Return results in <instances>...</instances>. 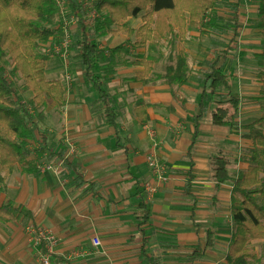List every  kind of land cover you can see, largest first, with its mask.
<instances>
[{"label":"crops","instance_id":"obj_1","mask_svg":"<svg viewBox=\"0 0 264 264\" xmlns=\"http://www.w3.org/2000/svg\"><path fill=\"white\" fill-rule=\"evenodd\" d=\"M224 1L226 2L229 16H231L229 26L234 32L232 41H235L241 38L246 31L248 32L250 30V25L252 23L256 24L258 2L257 0H252L250 8L246 10L242 2L239 3L238 8H235L238 2L237 0ZM98 16H100V13ZM216 19L218 20L217 17ZM97 20L93 25L88 27H82V24L72 27L71 36L73 45L70 52L73 57L68 60L67 68H65L63 60L58 55L50 52L52 46L60 42L63 36V32L61 29H58V25L51 28L55 34L50 40L41 45V54L44 57L46 56L48 60L45 73L47 81H60L65 86L66 105L64 107H59L54 101L50 100L53 106L47 109L49 100L47 99V106L40 122L42 123L45 121L49 109L53 111L56 109V119L58 123L55 126L56 130H53V132H55V134L71 135L80 150V156L76 158V162L69 161L71 164V166H69L70 168L66 166V168L64 166L63 168L67 177L71 174L75 175L73 186L76 190V195L77 193L80 194L85 187L89 186L87 196L94 214L93 226L102 237H98L97 234L91 230L89 232V235H91L89 238L92 245L94 238H99L101 245L96 247V249L102 248L105 245H110V248L108 246V252L110 253L123 249V251L120 252L122 257H115L114 253L107 254L104 260L99 263L150 264L151 260H156L159 264H182V262H187L188 257L191 256L195 247L203 241L201 229L199 227L201 214L199 208L200 204L199 199L194 193V181L196 180L197 172L205 171L200 170L201 168L198 166L197 159L201 157L200 142L207 129L206 122L208 121L209 126L211 125L214 130H229L232 135L240 138L242 137L241 135L235 134L230 128L213 125L212 112L215 105L212 109L208 110L207 101V113L200 123L199 139L196 144H193V135L195 132L194 116L198 111L201 93L211 70L205 78L204 85L200 90L199 88L197 90L189 87V78L184 85L172 88L164 83L159 77L160 74H156L157 58L145 54V49H149L154 45L147 44L146 46H138V40L135 37L123 34L103 37L104 45L107 48L102 49L98 47L105 52V61L96 65L95 74L99 76L100 81L104 84L105 91L112 100L113 109L117 114L118 127L116 129L109 124L105 118L106 107L99 102L98 93L94 89L92 83L87 79L86 68L80 63L81 60L77 57L78 51H76L78 39L81 38L85 32V27L86 36L91 40L93 39L95 35L93 28ZM126 23L136 31L144 25L141 17L137 19L130 18ZM213 24L215 28V21ZM212 30H209L208 34L204 35L202 34L203 28H188L187 37L190 36L191 32L195 31H200V34L208 36ZM237 32L239 35H237ZM259 32L261 34L260 30ZM187 37L182 41L184 47V41ZM118 48L121 49L114 53L113 51ZM177 49H179V44L177 45ZM262 52L263 47L258 57L261 61H264V58L260 57ZM187 53L189 56L188 51ZM140 59L144 60L147 65L151 67V73L144 78L142 76L146 73V66L132 64L135 60ZM151 59H156L157 61ZM217 61L219 67H223L228 74L232 75L234 88V80L236 79L235 74L227 70L224 65H220L219 60ZM78 63L83 69L80 72V76H77L78 74L76 75V106H70V108H68L69 102L67 92H70L71 89L66 81V74L69 73V67L72 73L73 65ZM145 81L148 83H145ZM259 81L262 85L260 95L257 98H251V100L259 101L264 113L262 98L263 84L260 79ZM232 91L235 94L234 90ZM33 96L35 97L34 93ZM238 97L242 101V112L243 100L240 96ZM140 101H144L147 105L146 109L149 121L145 125H142L136 117ZM192 101L198 102L195 113L192 111V108H195L194 104L192 106ZM262 114L246 121V123L260 118ZM185 116L189 117L188 128L180 141L175 144L172 149L174 156H179L175 160H172L173 168L176 171L184 170L185 172L184 174L176 172L174 177L164 185L159 181L154 182L153 180V186L151 188L157 190L158 187L159 189L165 187L166 190H161L158 193H149L150 195L148 196L151 197L149 198L145 195L144 182L151 180L147 167V157L148 155H154V152L151 148V141L148 138L150 135L148 130L149 128H153L156 131L166 129L164 125L166 118L176 120ZM39 131L40 132L36 135L41 137L42 143V136L45 137L46 135H44L40 129ZM46 138L48 139L49 145L48 136H46ZM247 142L251 144L250 141ZM38 149L35 151L29 150L32 154L30 158L36 156V159H34L36 162L39 157L36 154ZM43 157H40V159ZM30 158L29 160H31ZM179 160H183L184 162L178 163L177 161ZM178 165L182 166L179 167ZM207 167L210 171V164H208L206 168ZM190 171L195 175L192 186L196 203H194L193 197L189 195L186 190ZM49 172L53 173L52 171H48V173ZM101 173L104 174V178L98 179L97 175ZM123 173H126L132 182V194L126 195L123 193L126 195L124 199L115 200L108 190L96 188V183H99V180L104 181L105 184H110L107 179L116 180L118 178H123ZM39 175L40 173L37 175L26 173L24 172L23 166L18 165L16 170L6 177V181L0 183V189H2L0 190V206L6 201H12L15 206L25 207L34 214V220L27 223H0V264H37L34 248L35 243L32 234L27 232L26 227L23 225L32 223L38 226L41 223L42 225L51 226L55 234L57 233L60 236H65L66 234L64 215L57 209V206L52 204L50 196L46 193V189L42 190L36 185L30 186L29 184V177H37ZM41 177L43 176H40V178ZM232 188L233 185L231 182L224 184L218 192L214 187V199L218 200V196L224 193V201H226V203H219L216 205L218 210L225 211L226 209L230 217ZM142 205L147 206L150 213L149 222L144 226H141ZM230 219L232 236V218ZM103 227L106 228V230H103ZM210 229H214L215 231L213 227L207 229L205 233L206 242L207 232ZM75 230L76 226L73 231ZM231 236L226 247L223 261L225 263ZM66 238L69 241L72 240L69 233ZM145 240H148V245L144 246ZM206 242L204 245L201 243V245L203 247L206 246ZM258 244L264 245V241H254L251 248L254 249L257 254V264H260L262 258L255 248ZM215 246L216 231L214 247L204 251L203 259L206 257L205 255L207 252H211L212 254ZM144 247L146 253H143ZM175 247L184 250L188 249V256L185 254H177L181 252H175ZM64 253L63 251H57L55 256L60 262L65 264H76L75 261L71 262L67 260ZM203 259L201 261H203ZM201 261L197 262V264ZM187 263L190 264L189 262Z\"/></svg>","mask_w":264,"mask_h":264},{"label":"trees","instance_id":"obj_2","mask_svg":"<svg viewBox=\"0 0 264 264\" xmlns=\"http://www.w3.org/2000/svg\"><path fill=\"white\" fill-rule=\"evenodd\" d=\"M89 1H93L95 9L100 13L93 28L97 36L123 34L135 37L138 46L165 45L169 50L168 63L164 73L159 77L165 84L176 88L188 81L191 72L189 56L182 43L187 37L188 28H203L202 34L207 35L208 31L214 28L213 15L222 0ZM237 1L235 8H238L243 0ZM257 2L256 25L264 38V0ZM74 7L76 11H83L81 4L76 3ZM60 17L55 0H0V183H4L6 177L12 174L18 165L23 166L26 173L34 175L40 173L36 160H29L32 154L22 146L20 140L25 137L33 138L40 132L39 122L44 115L47 99L54 101L59 107L66 105V88L60 81H47L45 73L48 60L41 54V45L48 42L55 34L51 28L60 24ZM140 17L144 25L137 31L126 23L130 18ZM84 31L77 42V57L86 68L87 79L98 93L99 102L106 107V120L117 129V114L113 109L112 100L99 76L95 74L96 65L105 61V52L86 36V27ZM178 44L179 49H177ZM260 57L264 58V46ZM132 64L146 66L143 78L151 73V67L142 59L135 60ZM7 68L11 69L14 77L23 78L26 91L34 93L33 104L37 111L36 116L18 97L17 90L5 74ZM259 79L263 84L264 103V71L259 73ZM232 81V75L223 67H219L218 61L212 64L201 93L198 111L194 116L193 144L199 139V127L207 113L208 98L214 99L220 91L226 92L227 100H217L215 104L212 123L217 127L230 128L252 144L247 158L248 167L237 174L229 171L231 163L225 156L215 155L210 159V173L215 182V190L218 192L228 182L233 185L232 236L226 254V264H257V254L251 245L257 240L264 241V113L260 118L250 123L245 122L238 127L237 119L241 113L242 101L233 93ZM138 108L136 117L142 125H145L149 121L147 105L144 101H140ZM36 154L39 157L47 155L49 160L59 159L64 167L71 166L70 160L64 155L50 150L46 136H42V146ZM191 172L186 190L196 203L192 186L195 175ZM141 212V226H144L149 222L150 213L145 205L141 206ZM33 220L32 211L22 206L17 207L12 201H6L0 206L1 224L27 223ZM214 239V229L208 230L205 248L199 243L187 262L197 264L201 261L204 251L214 247ZM145 245H148V240H145ZM41 246L44 249L43 243ZM143 253H146L145 247ZM150 262V264H159L156 260Z\"/></svg>","mask_w":264,"mask_h":264},{"label":"rangeland","instance_id":"obj_3","mask_svg":"<svg viewBox=\"0 0 264 264\" xmlns=\"http://www.w3.org/2000/svg\"><path fill=\"white\" fill-rule=\"evenodd\" d=\"M213 19L216 23V27L211 31L210 35L204 36L199 33L200 31H195L191 32L190 36L184 41L185 47L189 52L188 61L191 68L188 85L190 88L197 90L199 88L200 90L204 85L205 78L211 70L212 63L219 60L220 65H224L227 70L235 74L236 79L234 80L233 90L235 94L240 96L243 100L242 112L237 120V126L241 127L246 121L256 118L263 113L260 102L251 100V98L259 97L262 88L258 79V74L260 71L264 70V61H261L258 56L262 51L264 39L257 29L256 24L252 23L248 32L246 31L244 35L241 34V38L232 41L234 32L229 26L231 16H229L228 8L224 0L220 2L217 11L213 15ZM102 38L103 37H99L95 34L92 40L97 43L98 47L102 49L107 48ZM149 49H145V54L157 58L156 74L161 75L168 63L169 50L165 45L151 46ZM72 57L73 55L69 52V60L72 59ZM6 59L7 58H5V60ZM78 66H80L79 63L73 65L72 73L70 67L68 68L69 75L72 78L70 83L71 91L67 92L69 102L68 108H70V106H76V75L78 74L77 76H80V72L83 69V67ZM5 74L17 90L18 97L36 116L37 111L33 104V93L25 90L23 79L14 77L11 74L10 68L5 70ZM217 100L226 101V93L220 91L216 98H209L208 110L214 107ZM193 104L195 108H192V111L195 113L198 102L192 101V106ZM51 106L53 105L50 100H48L47 109ZM56 114V109L54 111L49 109L45 121L39 123V128L44 135L48 136L49 146L53 153H62L71 162H76V158L80 156V150L76 145V141L69 134L61 135L53 132V130H56L55 126L58 123ZM188 124V116L176 120L166 118L164 123L166 129L156 131L153 128H149L148 130L150 134L148 138L151 141V148L154 152V155L150 156L154 157L158 165V170L163 177L166 178V182L170 181L176 172L182 174L185 172L184 170L176 171L173 168L172 160H175L179 156H174L172 149L182 138L184 132L188 128ZM206 126L207 129L200 142L201 157L197 159L198 166L201 168L200 170L205 171L197 172L196 180L194 181V193L199 199L200 204L199 208L201 214L199 227L203 240L201 243L202 245L205 244V233L207 229L213 227L216 231V246L212 254L211 252H207L205 255L206 257L198 264H226L223 261L226 247L231 236V217L226 209L225 211H220L216 206L219 203H226V201H224V193L218 196V200L214 199L215 182L206 166L210 164L211 157L223 155L230 160L231 164L229 171L233 174H237L239 171L245 170L248 167L247 158L249 157L252 145L242 138L232 135L229 130H214L211 125L209 126L208 121L206 122ZM242 132L245 133L244 130H242ZM20 142L25 149L30 151H35L42 145L41 137L38 135H35L33 138H22ZM150 156L148 155L147 158ZM32 158L30 159L34 160L36 156H32ZM177 162L183 163L184 161L179 160ZM37 165L39 166L40 175L37 177H29V184L30 186L36 185L42 190L46 189V193L50 196L52 204L57 206V209L64 215L66 226L65 236H60L57 233L55 234L53 228L48 225H42L41 223L38 226L32 223L23 225L26 227L27 232L32 234L35 243L34 248L37 264H45L44 259L50 255L44 252L41 247V241H39L37 235L34 233V231H37L39 228L47 231L48 234L53 236L56 240V244L52 248L53 253L49 257L51 264H65L60 262L55 256L57 251L65 252L64 255L66 259L71 262L75 261L76 264H100L99 262L104 260L107 254L112 253H114L115 257H122L120 252H122L123 249L110 253L108 252V246L110 248V245H105L102 248L96 249L91 243L89 238L91 236L89 235L91 230H93L98 237H102L93 226L94 214L87 196L89 186L85 187L80 194L77 193L76 195V190L73 186L75 175L71 174V177H67L64 173V165L59 159L49 160L47 155H45L41 159L38 157ZM49 165L53 166L55 170L53 173H48L45 169V166ZM178 166L181 167L182 165ZM147 167L151 180L144 182V190L145 195L149 197L148 195H150V192H148L147 189L153 186V180L155 182L158 181V179L149 162ZM40 176L43 177L40 178ZM122 177L123 178H118L116 180L107 179L110 184H105L104 181L99 180V183H96V188L108 190L115 200L124 199L126 195L132 194V182L126 173H123ZM97 178H104V174L101 173L97 175ZM166 182L162 183V185ZM161 190H166V188L163 187L159 189L158 187L155 193ZM75 226L76 230L73 231ZM103 230H106V228L103 227ZM68 233L71 236V241L66 238ZM175 248V252H181L177 254H185L188 256V249ZM255 248L262 258L260 264H264V245L258 244ZM182 264L188 263L182 262Z\"/></svg>","mask_w":264,"mask_h":264},{"label":"built area","instance_id":"obj_4","mask_svg":"<svg viewBox=\"0 0 264 264\" xmlns=\"http://www.w3.org/2000/svg\"><path fill=\"white\" fill-rule=\"evenodd\" d=\"M56 5L59 9L60 13V24L58 25V29H61L63 32V36L56 45L52 46V49L50 52L58 55L64 62V66L67 68L68 67V60H69V52L72 48V36H71V29L74 26H79L82 24L83 26H90L95 23V21L99 18L98 12L94 7V3L89 1V0H55ZM81 4L83 7V11H76V8L74 7V4ZM245 9H249L252 0H243L242 1ZM82 26V27H83ZM71 76L69 73L66 74V81L69 84L71 83ZM148 162L156 174V177L160 183L166 182V178L163 177L161 172L158 170V165L154 159L153 156H150L148 158ZM45 169L47 171H52L54 172V168L52 165L45 166ZM155 188H148L147 191L150 193L155 192ZM34 233L37 235L39 241H41V244H44V249L47 251L48 254L53 253V246L56 244V240L53 236L48 234L47 231L39 228L37 231H34ZM101 245V241L99 238H94L93 240V246L94 247H99ZM43 249V250H44ZM50 255L45 258L44 263L45 264H51V261L49 259Z\"/></svg>","mask_w":264,"mask_h":264}]
</instances>
